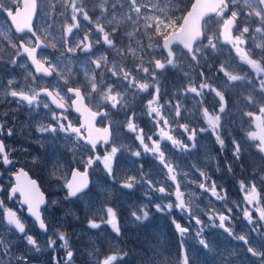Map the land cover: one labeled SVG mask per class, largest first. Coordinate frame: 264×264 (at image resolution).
Returning a JSON list of instances; mask_svg holds the SVG:
<instances>
[{"label":"rangeland","instance_id":"rangeland-1","mask_svg":"<svg viewBox=\"0 0 264 264\" xmlns=\"http://www.w3.org/2000/svg\"><path fill=\"white\" fill-rule=\"evenodd\" d=\"M82 1L100 4L92 9H108L95 20L100 26L74 18L71 5L78 0H39L35 24L40 34L52 44L74 35L76 43L87 35L102 47L117 39L112 61L106 51L97 53L103 69L108 65L120 69L116 81L120 85L123 80L131 82L133 64L138 93L144 92L142 86L152 88L156 106L170 81L172 100L186 109V120L175 121L181 129L168 138L158 137L156 148L149 146L147 151L120 149L132 141L118 137L115 150L94 154L75 143L68 132H33L26 141L46 145L49 152L43 148L32 152L29 145L20 150L34 161L27 167L38 170L41 186L50 195L44 218L51 228L40 230L19 199H9L10 187L1 186V179L0 264H264V0H228L205 21L204 37L193 54L172 47L171 66L162 40L180 29L193 0ZM0 4L14 9L20 0H0ZM230 17L236 20L234 36L223 42L221 28ZM11 30L0 11V69L13 62L7 48L9 43L15 46ZM64 53L54 50L51 57L44 55L60 79L69 82L68 68L75 64L82 75L72 81L86 87L88 98L114 104L117 89L95 84L104 70L97 72L94 63ZM21 65L30 73L24 60ZM1 83L4 101L8 90ZM216 93L235 96L234 120L219 122L212 108ZM245 100L247 119L236 111ZM43 106V117L32 122L37 130L51 121V109L44 101ZM58 143H68L70 154L61 156ZM74 163L91 172L92 186L71 198L67 181ZM255 191L257 204L251 196ZM7 208L17 213L32 240L5 220L2 211ZM173 249L178 252L166 256L160 251Z\"/></svg>","mask_w":264,"mask_h":264},{"label":"flooded vegetation","instance_id":"flooded-vegetation-1","mask_svg":"<svg viewBox=\"0 0 264 264\" xmlns=\"http://www.w3.org/2000/svg\"><path fill=\"white\" fill-rule=\"evenodd\" d=\"M38 4L39 10L41 9V2H39V0ZM93 5L98 6L100 4L78 0V3H73V5H71L73 6L71 12L76 20L80 19L82 22L90 21L91 24L97 23V26H100V21L95 22V20L100 17L103 12L108 11V9H92L91 7ZM21 7L22 5L20 1V5L16 6L14 9L5 8L1 5L0 11L6 16V11L15 14V11ZM33 27L36 35L30 33L19 35L15 31H10L12 38L14 39L12 42L15 46L13 47L9 43L7 48L13 62L6 64L0 69L1 84L6 86L8 90L7 96L5 97L6 100L4 99L5 102L0 100V121L4 123L0 124V146H2L4 150L3 153H0V180L3 179L1 186L10 187L9 190L6 191L9 199L13 200L18 198L21 205V196L11 193L13 185L16 183L15 178L20 170L27 172L32 180H36L39 183L42 191L47 196V205L41 209V215L44 225H46V229L42 230L38 226L37 227L42 231L49 232L51 226L45 221L44 213L49 204L50 195H48L41 186V176H39L37 172L38 170L35 169V171L34 169L27 167V164L32 165L34 161L27 156L21 155L20 150L22 145H29L32 152L34 151L36 153L37 150H42V148L45 149L46 153L49 152V148L46 145L40 146V143L38 142L29 143L26 141L33 132H37L39 135H45L47 133L56 134L59 130L64 131V133L68 132L69 136L75 143L92 151L94 154L98 151L103 152L108 149L115 150L116 146L114 143L118 137L132 141V143L130 141H126V143L124 142L122 146H119L120 149L129 150L131 148H141L142 151H147V147L149 146L156 148L158 137L168 138L171 134H175L177 129H181V127L176 128L174 122L179 121L180 123L184 114H186V109L181 108L180 103L172 100V85L170 81L167 82L165 91L162 94H159L161 97H158L157 106L155 104L157 96L152 88L142 87L144 92L139 94L138 89L140 88L134 84V82H136L134 74L138 71L133 64H131V82L123 80L120 85H117L116 81L120 79V69L118 71V68L114 65H108L103 69V62L96 59V56L98 55L97 53L100 54L106 51L109 59L112 61L117 54V52L114 51V47L116 45L118 46L117 39L114 38L113 42H109L106 46L102 47L101 44L96 45L92 41V36L89 37L87 35H83V41H81V43H76L73 41V38L75 37L74 35L73 37H67L60 42H54V44H52L51 42H47V40L40 34L37 23H34ZM106 28L108 27H102L105 34H108ZM34 50H36L35 54L38 62L45 64L49 68V71L51 72L50 77L38 73L35 67L31 64L29 57L25 52H33ZM54 50L58 52L65 50L67 51V53H64L65 56H71L72 58L87 61L91 65L94 63V70L97 72H100L103 69V76L95 78V84L99 87L106 84L111 85L112 88H116L118 93L116 94L117 99L115 100V103L112 104L108 99L97 103L95 101L97 100L96 98H88L89 93L86 87L79 82L72 81V79H76L79 75H82V71L77 68L75 64H73V67L68 68L71 70L69 73L70 76L68 77L70 81L67 82L61 80L59 77L60 73L49 61V57L54 54ZM45 54H48L49 56L47 59H44ZM21 60H24L27 63L30 73L25 71L21 65ZM170 60L171 63L169 66L172 65V59L170 58ZM27 74L30 75V77ZM125 76V79L129 80V75L127 74ZM57 77L58 80H56ZM245 81L247 83V58L245 64ZM81 97L83 98L86 107L80 106V109H78V102ZM139 98H141V102L139 101ZM234 98L235 96H232L230 93H224L222 97H220L219 93H216L212 108L213 112L218 116L219 122L227 123L234 120L235 114L233 111L235 109L234 106L236 105L231 102ZM43 101L46 102V106L52 111L50 116L51 121L46 123L45 128L37 130L36 128H33L32 122H37L43 117V115H41V110L45 107L43 106ZM173 101L174 103H172ZM173 106L175 110H173ZM236 111L239 117L244 115L247 119V100L243 102V108H238ZM183 120L185 121L186 119L183 118ZM91 123H93L95 130L100 134V141L95 149L87 143L89 132L92 129ZM154 131H156V134L153 139L151 134ZM225 131L226 133L229 132L228 130ZM139 139L142 141L141 145ZM62 143L64 142L62 141ZM62 143H58L59 154L61 156L69 155L70 150L68 143ZM148 151L150 155H154L151 150ZM5 153L11 161L9 164L3 162V156ZM28 155H30V153ZM14 157L19 158V161L14 162L12 159ZM26 160L29 161L26 163ZM73 169H78L75 163L69 173L67 188ZM78 170L82 172L88 171L80 168ZM87 173L91 179V172L89 171ZM0 193H3V188L0 189ZM70 197L76 198L71 195ZM25 209L27 215V208L25 207ZM9 210L17 215L14 210L7 208L5 211H2L4 218L5 213ZM9 223L12 224L11 222ZM12 226L15 228L13 224ZM17 233L25 235L27 231L25 233H19L17 231ZM23 237H28L30 240L33 239L31 234ZM71 257L72 254H69L67 258L71 259Z\"/></svg>","mask_w":264,"mask_h":264},{"label":"water","instance_id":"water-1","mask_svg":"<svg viewBox=\"0 0 264 264\" xmlns=\"http://www.w3.org/2000/svg\"><path fill=\"white\" fill-rule=\"evenodd\" d=\"M20 1L22 7L18 8L15 11V14H12L10 11H6V16L11 22L13 30L17 34L23 35L30 33L36 35L33 25L37 15V0ZM227 4L228 0H193L189 10L183 17L180 29L171 32L162 40V48L166 52L167 56L172 59L173 52L171 49L174 46H179L188 54H193L196 44L204 37L203 24L205 20L216 15ZM235 25L236 20L234 17H230L224 22L220 32L223 42L231 41L233 39ZM35 51L36 50L25 53L28 55L31 64L35 67L38 73H42L45 76L50 77L51 72L49 71V68L45 64L38 62ZM80 106L86 107L82 97L79 99L78 109H80ZM91 124L92 129L89 132V139L87 140V143L95 149L100 141V134L95 130L93 123ZM15 182L16 183L13 185L11 193L21 196V203L27 208V215L36 222L40 229L45 230L46 227L42 228L40 226V222L37 221L36 217L30 212V208H38L41 219L43 220L41 209L47 205L46 194L42 191L39 183L36 180H32L28 173L23 170H20L19 174L15 178ZM90 187L91 179L89 174L78 169H73L68 182L69 193L75 192V195L71 196L77 197L80 194L87 192ZM251 196L257 204L259 202V192L255 191L251 194ZM41 198L43 199V203H40ZM5 218L15 226L19 233L26 232V226L11 210L5 213Z\"/></svg>","mask_w":264,"mask_h":264},{"label":"snow or ice","instance_id":"snow-or-ice-1","mask_svg":"<svg viewBox=\"0 0 264 264\" xmlns=\"http://www.w3.org/2000/svg\"><path fill=\"white\" fill-rule=\"evenodd\" d=\"M3 152H4L3 147L0 146V153H3ZM3 162H4L5 164H9V163H11V161L8 159L6 153H5L4 156H3ZM69 195L74 196V195H75V192H70ZM40 203H43V199H42V198H41V200H40ZM30 212L32 213V215H34V216L36 217V220L40 222V226H41L42 228L46 227V225H44V223H43V220L41 219L40 212H39L38 208H37V209H32V208H30ZM146 215H147V214H145V216H146Z\"/></svg>","mask_w":264,"mask_h":264},{"label":"trees","instance_id":"trees-1","mask_svg":"<svg viewBox=\"0 0 264 264\" xmlns=\"http://www.w3.org/2000/svg\"><path fill=\"white\" fill-rule=\"evenodd\" d=\"M160 251H161V253H162L164 256H166L167 254L170 255V253H176V252H178L177 249H173V251H171V252H167L166 250H160Z\"/></svg>","mask_w":264,"mask_h":264},{"label":"clouds","instance_id":"clouds-1","mask_svg":"<svg viewBox=\"0 0 264 264\" xmlns=\"http://www.w3.org/2000/svg\"><path fill=\"white\" fill-rule=\"evenodd\" d=\"M169 63H171V61H169ZM161 67H163V65H161ZM142 87H145L146 88V85L145 86H142ZM220 144L223 145V141L222 140L220 141ZM262 150H264V149H262Z\"/></svg>","mask_w":264,"mask_h":264},{"label":"bare ground","instance_id":"bare-ground-1","mask_svg":"<svg viewBox=\"0 0 264 264\" xmlns=\"http://www.w3.org/2000/svg\"><path fill=\"white\" fill-rule=\"evenodd\" d=\"M16 263H19L20 264L21 262L20 261H17Z\"/></svg>","mask_w":264,"mask_h":264}]
</instances>
